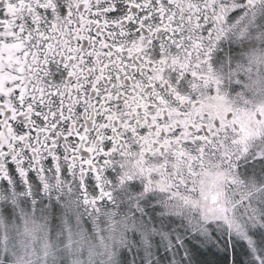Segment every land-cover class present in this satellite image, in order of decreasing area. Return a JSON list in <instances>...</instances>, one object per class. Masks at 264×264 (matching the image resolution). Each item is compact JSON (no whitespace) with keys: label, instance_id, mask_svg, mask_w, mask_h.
Here are the masks:
<instances>
[{"label":"snow or ice","instance_id":"snow-or-ice-1","mask_svg":"<svg viewBox=\"0 0 264 264\" xmlns=\"http://www.w3.org/2000/svg\"><path fill=\"white\" fill-rule=\"evenodd\" d=\"M0 264H264V0H0Z\"/></svg>","mask_w":264,"mask_h":264}]
</instances>
